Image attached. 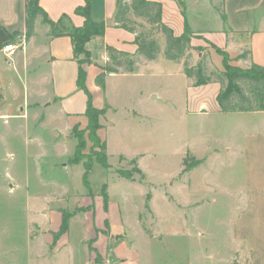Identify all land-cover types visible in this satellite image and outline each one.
<instances>
[{"label": "rangeland", "instance_id": "rangeland-1", "mask_svg": "<svg viewBox=\"0 0 264 264\" xmlns=\"http://www.w3.org/2000/svg\"><path fill=\"white\" fill-rule=\"evenodd\" d=\"M221 2L186 0L191 29L207 35L220 33L223 24L214 5ZM191 32L192 40H201L194 47V66L200 59L198 48H204L211 71L223 70L222 51L228 53L233 66L250 67L238 58L240 55H234V50L230 53L204 34ZM232 38L240 42L248 36L236 34ZM160 41L158 61L142 67L138 75L119 79L111 91L117 112L112 114L108 109L100 118L102 128L97 134L102 142L108 141L109 171L95 163L86 176L83 163L69 165L77 140L73 129L68 130L63 123L37 126L33 118L27 125L25 121L0 122L2 264H26L29 211L48 200L50 206L65 207L63 216L71 218L83 209L81 203L90 192L95 199L104 191L109 192L113 207L121 214L122 224L112 230L116 234L121 231L126 239L103 249L109 255L124 254V263L227 264L226 260L238 259L234 226L245 212L248 160L260 147L250 138L264 135V112L216 111L214 87L193 86L183 64L165 58V41ZM193 99L199 111L190 109ZM77 127L83 132L86 125L80 122ZM29 136L36 143L26 144ZM97 150L88 142L84 154L91 159ZM188 152L207 161L192 176L179 177L195 162L190 154L186 157ZM137 157L146 177L136 174L135 182L121 178L116 172L133 171L132 161ZM187 177L192 192L190 186L182 185L187 184ZM61 194L63 201L53 200ZM192 200L200 203L197 208L189 207ZM99 213L102 218L101 209ZM81 218L83 213L73 220L69 236L77 254L84 256L81 242L88 234ZM144 230L156 235L150 237ZM124 243H131V247ZM136 253L139 259L134 258ZM250 257L244 253L240 263Z\"/></svg>", "mask_w": 264, "mask_h": 264}, {"label": "crops", "instance_id": "crops-1", "mask_svg": "<svg viewBox=\"0 0 264 264\" xmlns=\"http://www.w3.org/2000/svg\"><path fill=\"white\" fill-rule=\"evenodd\" d=\"M31 1L0 0V122L4 121L6 125H10L11 120L25 121L27 125L33 118L37 126H45L55 121L66 125L68 130L73 129L80 122L87 125L84 114L89 96L78 86L80 65L74 56L72 40L69 36H52L50 28L42 19H38L35 34L27 41L28 9ZM87 1L91 3L93 20L105 22L106 32L104 37L93 39L87 45L92 54V63L83 65L87 73L86 88L96 108L107 107L113 114L117 112L118 105L111 91L118 80L138 75L142 67L158 60L154 62L141 60L136 73L109 75L105 88L99 87L96 84V78L106 66L107 46L131 55L137 51L135 36L124 29L117 28L114 24L118 0H39V5L55 23L63 19L60 28L68 29L80 28L84 25V17L76 14V10L86 6ZM149 1L160 2L163 5V21L174 30L176 35H181L185 31L186 24L191 31L204 34L191 29L187 19L186 0ZM221 3L227 17L226 22L220 17L223 29L218 34H204V36L230 53L234 50V55L237 56L244 50H248L250 52L248 64L264 66V0H222ZM236 34H244L248 38L236 42L232 38ZM199 41H201L199 38H194L192 45L194 47L200 45ZM11 43L17 44L19 48L12 57H9L3 49ZM207 86L214 87L215 110L219 111L217 96L220 86L218 84ZM193 102L190 109L195 111L197 107L194 99ZM109 130L111 131L110 128ZM259 136L250 138L257 147L260 144V147L258 154L252 151L248 160V194L243 200L245 212L240 213V218L234 226L237 242L235 251L239 257L237 260H226L227 264H264V135ZM261 138L262 141H260ZM34 140L33 136H29L26 144L36 143ZM105 142L107 144L108 141L105 139ZM107 151L110 156L108 144ZM189 154L200 164L188 172H180L179 177L192 176L198 170L197 168L207 161L206 158L189 152L186 157ZM137 159L139 162V157ZM187 178L188 185H182L190 186V192H192L191 180ZM128 181L135 182V180ZM11 190H14V186ZM107 194L108 201L105 202L102 193V197L98 195L94 199V193L90 192L88 198L81 203L80 207L83 209L70 218L68 231L60 236L65 207L50 206L47 200L33 212L29 211L26 264H126L124 254L109 255V251L103 249L104 247L110 249L116 241L124 242L126 239L121 231L116 234L112 230L117 224H122V220L118 208L113 207L108 191ZM90 196L93 199H90ZM64 197L61 194L53 200L60 201L62 200L60 198ZM190 204L189 207L197 208L200 203L192 200ZM100 209L103 213L102 218ZM81 213L84 214V218L81 219L85 221L88 234L81 242L85 249L84 256L77 254L69 236L73 220L77 219ZM40 214L42 217L39 216ZM114 230L116 231V228ZM3 235L4 231L1 230L0 241ZM122 245L131 247V243ZM0 249L3 250L1 242ZM244 253L246 257H251L240 263ZM98 255L99 260H96ZM137 256L139 255L136 253L134 258L139 259Z\"/></svg>", "mask_w": 264, "mask_h": 264}, {"label": "trees", "instance_id": "trees-1", "mask_svg": "<svg viewBox=\"0 0 264 264\" xmlns=\"http://www.w3.org/2000/svg\"><path fill=\"white\" fill-rule=\"evenodd\" d=\"M215 10L226 22L227 17L223 9V4L214 5ZM76 14L83 16L85 23L80 28H60L63 22L52 21L48 14L40 7L39 0H32L28 9V30L26 40H30L36 31L38 19L52 31V36H69L72 40L74 56L80 65L78 86L89 96V102L85 117L87 119L86 128L83 132L78 130L77 125L73 128V134L77 140L74 154L69 159V165L83 163L85 175L92 170L95 163L103 168H111L108 160L110 158L107 151L106 142H102L97 131L102 128L100 118L103 117L108 108L98 109L91 100L86 88L87 73L83 65L92 63V54L87 45L96 38H102L106 32L105 22H96L91 16V3L87 1L86 6L79 7ZM114 24L117 28L124 29L135 36L137 51L134 55L118 50L112 46H107V63L104 71L96 78V84L105 88L106 79L112 74L136 73L141 60L154 62L158 60L162 51L161 39L165 41L164 56L168 61L182 63L185 76L192 80L193 86H206L218 84L220 91L217 96L219 111L225 114L232 113H255L264 112V66L251 64L248 69H242L231 64L227 52H221L223 56V70L211 71L209 68V54L204 48H198L200 59L197 66L193 65L192 45L193 34L186 24L185 31L181 35H176L174 30L163 21V5L160 2L149 0H118L117 9L114 15ZM160 37V40L158 39ZM250 52L244 50L238 57L244 62L249 60ZM92 143L94 148H98L93 157L87 158L84 154L88 146ZM134 170H119L116 173L124 179L134 180L138 174L144 178V174L138 167V159H133ZM195 161L188 170L194 169L199 165ZM185 171L188 172L185 168ZM86 185L89 182L86 181ZM105 202L108 201L107 191L103 192ZM70 217L63 216V222L59 236L66 233L69 229ZM96 260H99V255Z\"/></svg>", "mask_w": 264, "mask_h": 264}, {"label": "built area", "instance_id": "built-area-1", "mask_svg": "<svg viewBox=\"0 0 264 264\" xmlns=\"http://www.w3.org/2000/svg\"><path fill=\"white\" fill-rule=\"evenodd\" d=\"M18 48L19 47L17 44L11 43V44H8L3 50L5 51L7 56L12 57L16 53Z\"/></svg>", "mask_w": 264, "mask_h": 264}]
</instances>
